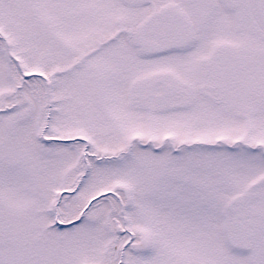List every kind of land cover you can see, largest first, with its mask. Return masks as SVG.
I'll list each match as a JSON object with an SVG mask.
<instances>
[{"label":"snow or ice","instance_id":"6c2138e0","mask_svg":"<svg viewBox=\"0 0 264 264\" xmlns=\"http://www.w3.org/2000/svg\"><path fill=\"white\" fill-rule=\"evenodd\" d=\"M0 264H264V0H0Z\"/></svg>","mask_w":264,"mask_h":264}]
</instances>
